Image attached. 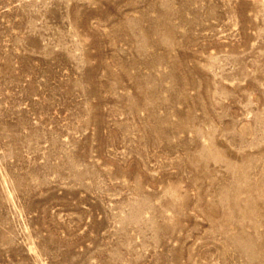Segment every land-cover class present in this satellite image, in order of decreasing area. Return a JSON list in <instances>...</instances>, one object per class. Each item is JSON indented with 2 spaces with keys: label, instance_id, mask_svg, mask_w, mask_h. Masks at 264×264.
<instances>
[{
  "label": "rangeland",
  "instance_id": "374dc122",
  "mask_svg": "<svg viewBox=\"0 0 264 264\" xmlns=\"http://www.w3.org/2000/svg\"><path fill=\"white\" fill-rule=\"evenodd\" d=\"M0 264H264V0H0Z\"/></svg>",
  "mask_w": 264,
  "mask_h": 264
}]
</instances>
